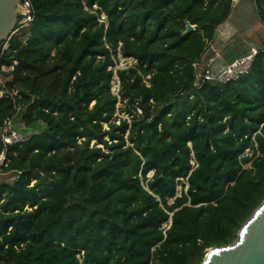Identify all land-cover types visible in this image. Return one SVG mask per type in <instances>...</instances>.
I'll use <instances>...</instances> for the list:
<instances>
[{
  "label": "trees",
  "instance_id": "trees-1",
  "mask_svg": "<svg viewBox=\"0 0 264 264\" xmlns=\"http://www.w3.org/2000/svg\"><path fill=\"white\" fill-rule=\"evenodd\" d=\"M30 1L0 54V127L17 107L34 132L0 167V264H202L232 244L264 202V52L225 85L195 87L194 65L233 0Z\"/></svg>",
  "mask_w": 264,
  "mask_h": 264
},
{
  "label": "built area",
  "instance_id": "built-area-1",
  "mask_svg": "<svg viewBox=\"0 0 264 264\" xmlns=\"http://www.w3.org/2000/svg\"><path fill=\"white\" fill-rule=\"evenodd\" d=\"M236 3H237V0H233V7L236 5ZM34 18H35V11H34L31 1L23 0L22 13H21L19 24L16 27L14 33L9 37V39L3 42L2 44H0V54H2L4 51L9 49V41L12 38H15V37L17 38V36H14V35L22 31L24 32L26 30H29ZM223 30L224 29H219L217 31V34L215 37L216 39L218 36L222 38L221 35L224 34ZM230 37L231 36H229L228 38L226 37V38L229 39ZM209 49L210 48L207 49V51L203 54L200 60L197 61L196 64L194 65L195 67V87L197 88H200L205 83H211L214 85H225L228 83H235L239 81L241 78H243L244 76L250 73L256 56L261 51L264 52V47L258 48V47L252 46L249 49V52L245 54L244 56L233 60L229 64H225L215 69L212 66V64L215 61L214 59L209 60L210 62L208 65L207 63H202V59L207 54ZM118 57L121 59H125L121 56V54H119ZM10 70H13V68L11 69H8L5 67L2 68L3 72H9ZM0 81L2 83L1 76H0ZM116 81L120 87L119 78L117 75H116ZM11 98H14V97L11 96ZM19 113H20V108L15 107L14 114L6 118L2 126L0 127V143L3 146V152L0 155V157L2 156V165L5 162V159H6L5 156L9 148L15 146L16 144H23V143L28 142L34 135V132L28 129L25 121L21 120L20 118H17ZM40 124L42 126H45L43 122H40ZM192 163L194 165V162ZM185 183H186V189H187L188 188L187 181H185ZM180 195H181V192L178 191V196Z\"/></svg>",
  "mask_w": 264,
  "mask_h": 264
},
{
  "label": "water",
  "instance_id": "water-1",
  "mask_svg": "<svg viewBox=\"0 0 264 264\" xmlns=\"http://www.w3.org/2000/svg\"><path fill=\"white\" fill-rule=\"evenodd\" d=\"M23 0H0V44L19 24ZM195 30L189 22L185 33ZM202 264H264V202L254 211L228 246L208 250Z\"/></svg>",
  "mask_w": 264,
  "mask_h": 264
},
{
  "label": "rangeland",
  "instance_id": "rangeland-1",
  "mask_svg": "<svg viewBox=\"0 0 264 264\" xmlns=\"http://www.w3.org/2000/svg\"><path fill=\"white\" fill-rule=\"evenodd\" d=\"M237 2H240V3L247 2L250 8V12L248 13L247 17H245L244 22L237 25L238 26L237 34L234 35V37L232 36L233 37L232 40L227 42L225 48L223 49L222 54L224 55V59L226 60V62H228L227 64L231 63L235 59L242 57L245 51L250 49L251 45H258V44L261 45L259 35L264 32V25L260 22L258 18V12H257V9L255 7L253 0H237ZM235 10L237 13V8ZM102 19H105V17L102 16ZM223 25H226V22ZM219 29L226 30L227 27L224 26V28H219ZM29 34H30L29 30H26L24 32L22 31L20 33H17L14 36H17L20 42L24 44L27 41ZM214 52L216 51L210 48L207 54L203 57L202 63H207L208 65L210 62L209 61L210 55ZM115 61H116L115 67L112 68L114 72H116L117 70L126 69L128 67H131L135 62L133 59L125 60L119 57H117ZM1 79H2V76H1ZM119 90H120V87L116 81V74H115L112 79V93L113 95L117 96L118 99H120ZM1 95L2 93L0 92V98H1ZM123 109H124V103H121V104L119 103L117 105L116 114H115L118 120L117 124H119V121L121 119H125V120L129 119L127 114L124 113V111H122ZM17 118H20V115H18ZM104 128L107 129V125H105ZM1 165H2V156L0 157V166ZM247 167L249 166H246V168ZM8 179H9L8 175L4 174L3 172H0V182L8 181ZM178 191L182 192L181 186L178 187ZM170 202L172 203V200ZM169 225H170V222L167 225H164V227L169 226Z\"/></svg>",
  "mask_w": 264,
  "mask_h": 264
},
{
  "label": "crops",
  "instance_id": "crops-1",
  "mask_svg": "<svg viewBox=\"0 0 264 264\" xmlns=\"http://www.w3.org/2000/svg\"><path fill=\"white\" fill-rule=\"evenodd\" d=\"M237 8V13L236 9ZM250 12V8L247 2H237L236 5L233 7L232 13L230 14L229 21L226 22V25H223L221 28H224V26L227 27L224 31V34L221 35V37H217V39L209 46V48L214 49L216 52L212 53L210 55V60L214 59V63L212 66L216 69L220 66H223L227 64L226 60L224 59V55L222 54L223 49L226 46V43L231 41L234 35L238 32V26L239 24L244 22L245 17H247L248 13ZM242 16V17H241ZM241 17V18H240ZM227 35V36H226ZM229 36H231L229 39H227ZM233 36V37H232ZM227 37V38H226ZM260 37V43L261 45H251V47H264V32L259 35ZM250 47V48H251ZM249 50H246L244 55L247 54ZM243 55V56H244Z\"/></svg>",
  "mask_w": 264,
  "mask_h": 264
},
{
  "label": "clouds",
  "instance_id": "clouds-1",
  "mask_svg": "<svg viewBox=\"0 0 264 264\" xmlns=\"http://www.w3.org/2000/svg\"><path fill=\"white\" fill-rule=\"evenodd\" d=\"M232 10H233V8H232ZM223 26V25H222ZM222 26H220L219 28H221ZM219 28L217 29V31L219 30ZM209 48V47H208ZM258 48H263V47H258ZM120 54V53H119ZM118 54V55H119ZM122 56V55H121ZM112 69V68H111ZM115 74H116V72H115ZM171 223V222H170Z\"/></svg>",
  "mask_w": 264,
  "mask_h": 264
}]
</instances>
